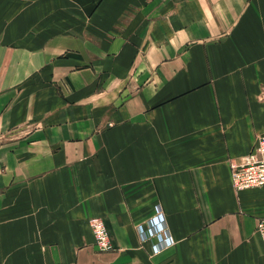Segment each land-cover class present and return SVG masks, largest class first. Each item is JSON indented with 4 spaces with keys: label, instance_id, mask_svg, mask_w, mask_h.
Masks as SVG:
<instances>
[{
    "label": "crops",
    "instance_id": "1",
    "mask_svg": "<svg viewBox=\"0 0 264 264\" xmlns=\"http://www.w3.org/2000/svg\"><path fill=\"white\" fill-rule=\"evenodd\" d=\"M263 89L264 0H0V264H264Z\"/></svg>",
    "mask_w": 264,
    "mask_h": 264
},
{
    "label": "built area",
    "instance_id": "2",
    "mask_svg": "<svg viewBox=\"0 0 264 264\" xmlns=\"http://www.w3.org/2000/svg\"><path fill=\"white\" fill-rule=\"evenodd\" d=\"M264 99V89L261 93ZM231 179L234 188L241 191L249 188L264 187V134L258 137L253 150L240 158L230 160ZM91 225L98 244L103 249H109L108 231L101 217H93ZM259 231L264 242V217L259 223ZM142 240H151L154 252H160L174 243L167 227L166 217L161 204L155 207V215L146 224L139 225Z\"/></svg>",
    "mask_w": 264,
    "mask_h": 264
}]
</instances>
